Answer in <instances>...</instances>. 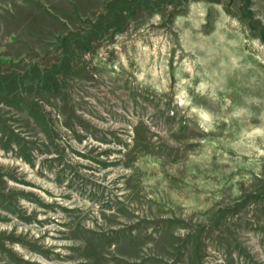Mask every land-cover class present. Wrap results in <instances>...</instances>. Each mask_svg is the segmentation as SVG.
Here are the masks:
<instances>
[{"label":"rangeland","instance_id":"obj_1","mask_svg":"<svg viewBox=\"0 0 264 264\" xmlns=\"http://www.w3.org/2000/svg\"><path fill=\"white\" fill-rule=\"evenodd\" d=\"M0 264H264V0H0Z\"/></svg>","mask_w":264,"mask_h":264}]
</instances>
